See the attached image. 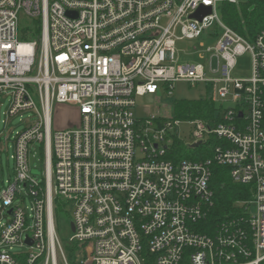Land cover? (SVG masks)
I'll use <instances>...</instances> for the list:
<instances>
[{"label": "built area", "instance_id": "2783aa9c", "mask_svg": "<svg viewBox=\"0 0 264 264\" xmlns=\"http://www.w3.org/2000/svg\"><path fill=\"white\" fill-rule=\"evenodd\" d=\"M242 1L0 0V124L28 116L7 140L0 264H58V249L64 264H264V31L244 37L222 15ZM201 7L211 13L193 18ZM185 40H203L191 52L199 61L179 64ZM245 54L252 75L236 78ZM179 81L206 84L214 106L211 118L189 121L193 158L177 155L176 115L135 114L137 97L172 94ZM55 104H74L78 125L54 130ZM34 144L43 179L31 174ZM202 149L212 155L194 158ZM216 165L250 197L213 227ZM57 200L72 211L74 263Z\"/></svg>", "mask_w": 264, "mask_h": 264}, {"label": "rangeland", "instance_id": "374dc122", "mask_svg": "<svg viewBox=\"0 0 264 264\" xmlns=\"http://www.w3.org/2000/svg\"><path fill=\"white\" fill-rule=\"evenodd\" d=\"M241 5V3H240ZM239 5V6H240ZM238 6V7H239ZM26 25V22H22V27ZM199 41H180L177 43L178 51V61L179 64H186L188 62L199 61L197 54H192L195 47H198ZM252 57L250 54H245L239 57L237 61V67L233 73L236 78L249 79L252 75ZM36 75V72L33 73ZM224 85H218L221 89ZM210 95V88L206 84L201 83L195 86H191L186 82L179 81L174 84L172 94L169 91L161 89L156 95H145L136 98L135 114L139 118H149L151 116H160L164 112L169 115H177L175 105L181 101H196L201 99H207ZM7 99L4 100L5 105L7 104ZM6 110V106L2 110ZM4 123L0 124V187L6 185V182L13 175V162L10 158L12 155V143L7 141L14 137L17 133L22 132L26 125L28 116H17L12 119H8L5 115L1 116ZM79 112L74 104L59 105L55 104L53 106V129L54 130H65L71 127H75L79 123ZM182 121L181 127V138L177 141L178 147H186L192 144V132L193 127L189 124L191 119H180ZM205 148L208 146H204ZM188 151V150H187ZM191 155L196 154L197 151H188ZM29 165L31 168V174L36 176L38 179H43L44 177V164H43V153L39 144H34L29 149ZM24 206L30 207L31 201L28 198ZM2 211L0 210V216ZM3 216V215H2ZM55 218L58 226V236L61 240V245L65 252L68 254L67 249L72 246L70 238L72 236L71 231V221H72V211L68 207H59L55 204ZM1 222H5L6 218L0 217ZM26 251V249L15 248V253H21ZM58 264H64L63 255L60 249H58Z\"/></svg>", "mask_w": 264, "mask_h": 264}, {"label": "trees", "instance_id": "16d2710c", "mask_svg": "<svg viewBox=\"0 0 264 264\" xmlns=\"http://www.w3.org/2000/svg\"><path fill=\"white\" fill-rule=\"evenodd\" d=\"M222 15L225 23L244 37L264 31V0L242 1L239 7L225 3L222 6ZM175 108L178 119L207 120L214 113V106L209 99L181 101L176 103ZM177 155L179 158H193L184 147L179 148ZM211 155V152L202 149V153L194 158L206 159ZM212 184L216 193L215 206L206 224L216 227L239 210L236 204L250 197V189L248 186L234 183L229 169L217 165L213 169ZM56 203L60 209L63 207L59 200ZM56 229L58 232L57 222ZM67 251L70 261L74 263L75 248L70 247Z\"/></svg>", "mask_w": 264, "mask_h": 264}, {"label": "water", "instance_id": "95a60500", "mask_svg": "<svg viewBox=\"0 0 264 264\" xmlns=\"http://www.w3.org/2000/svg\"><path fill=\"white\" fill-rule=\"evenodd\" d=\"M211 13L210 7H201L196 14H194L192 17L197 18L199 20L203 19L204 16ZM200 144H196V147H198ZM71 230L74 231V225L71 224Z\"/></svg>", "mask_w": 264, "mask_h": 264}]
</instances>
